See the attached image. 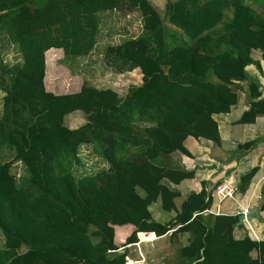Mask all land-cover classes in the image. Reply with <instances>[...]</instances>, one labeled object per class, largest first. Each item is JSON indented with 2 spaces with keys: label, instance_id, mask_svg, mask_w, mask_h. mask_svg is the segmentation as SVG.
Masks as SVG:
<instances>
[{
  "label": "trees",
  "instance_id": "obj_1",
  "mask_svg": "<svg viewBox=\"0 0 264 264\" xmlns=\"http://www.w3.org/2000/svg\"><path fill=\"white\" fill-rule=\"evenodd\" d=\"M261 6L263 16L243 0H166L160 16L147 0H0V37L20 60L0 64L8 80L1 89L0 149L11 153L0 163V264H129L117 250L134 245L138 234L172 230L188 234L178 249L184 264H264V185L254 212L263 240H236L239 217L217 215L208 224L202 213L210 195L202 188L178 201L165 182L176 185L193 173L161 162L174 152L188 156L187 137L218 146L212 116L235 105L234 81L248 82V108L236 124L264 115V98L244 70L259 68L251 50L264 61V0ZM226 9L230 18L223 21ZM113 11L135 12L141 31L106 46L103 62L114 73L138 69L141 84L122 98L85 82L72 92L47 90V69L59 58L88 56L98 14ZM165 24L185 42H174ZM74 112L85 122L68 129L64 118ZM83 145L106 168L76 178ZM16 162L25 176L12 173ZM254 172L240 177V191ZM156 201L174 215L167 223L151 218L148 207Z\"/></svg>",
  "mask_w": 264,
  "mask_h": 264
},
{
  "label": "crops",
  "instance_id": "obj_2",
  "mask_svg": "<svg viewBox=\"0 0 264 264\" xmlns=\"http://www.w3.org/2000/svg\"><path fill=\"white\" fill-rule=\"evenodd\" d=\"M147 1L155 8L157 13L162 16L166 0ZM224 1L227 3V0ZM243 2L255 10L256 13L262 14V10L257 0H243ZM133 15L138 17V31L133 26ZM112 16L114 17V20L112 19ZM229 18L230 9H226L222 20L224 19L227 21ZM115 22L123 35H126L127 33H136V35L132 37L134 38L141 31V21L135 12L127 14H121L119 12L115 13V11L99 13L96 42L89 55L94 53L102 40L110 34L111 29L109 28ZM165 28L168 36L173 39L174 42H177L178 40L184 41L180 31L174 26L165 24ZM250 58L254 62H258L259 68L255 65H248L244 68V70L247 76L257 83L258 91L260 93L259 98L261 99L264 98V61L261 59L260 52L258 50H251ZM122 73L123 74L121 76L126 79H130L131 82L128 83L125 90L120 89L119 87H107L108 89L113 90L120 98L125 96L129 87L141 84V75L138 69ZM210 80L215 82L213 77H210ZM233 83L236 86L235 105L232 106L226 114L212 116V119L217 126L219 137L218 146L212 144L210 141L202 139L195 140L191 137H187L183 142V147L189 154L188 156L179 152H174L166 159H162L161 162L163 164H167L171 168L181 169L185 172H192L193 177L191 179L182 180L176 185L166 182L165 184L169 187V189L179 193L180 198L178 201L185 198V196L189 193H198L203 188V190L208 193L211 198L209 209L202 213L203 219H205L208 224L213 216H234L238 215L240 210L248 209L250 217L248 219L247 226L240 224L239 227H235L232 231L233 238L241 240L247 236L251 240L262 241L263 226L255 217L254 212L259 202L260 188L264 185V115L256 117L254 122L250 124H236V121L239 119L243 111L248 108V82L234 81ZM75 113L76 112L66 116H70V120L68 119V121L72 120V116ZM81 118L80 122L78 123L77 121L74 125L65 124L64 121L63 123L68 129H76L85 122L82 115ZM251 141H256V144L251 149L247 151L238 149V145ZM81 147L90 148L89 145H83ZM97 159L102 161L98 157ZM253 168H255L253 176L250 178L246 186L243 187L244 189L240 191V177L248 173ZM223 183H229L232 186H236L238 193L234 194L232 198L219 200L214 194V189ZM148 211L154 221L162 224L167 223L174 216L172 213L162 211L159 206V201L152 203L148 207ZM172 231L160 237L153 236L152 239L148 240L138 238V241L134 245L124 249H119L116 253H125L129 264H145V262L150 260L155 263L159 262L161 264L164 261V264H170L167 257L169 249L177 247V245H179L178 249L185 246L188 238L187 233H177L175 235H171ZM22 252H24V249L20 251V253Z\"/></svg>",
  "mask_w": 264,
  "mask_h": 264
},
{
  "label": "rangeland",
  "instance_id": "obj_3",
  "mask_svg": "<svg viewBox=\"0 0 264 264\" xmlns=\"http://www.w3.org/2000/svg\"><path fill=\"white\" fill-rule=\"evenodd\" d=\"M257 1L262 10L263 9L261 6L262 0H257ZM261 12L263 14V10ZM256 14L262 16V14L259 13ZM137 18L138 17L136 15L132 16V19L134 21L133 26L138 31L137 27L139 24ZM112 19L114 20V17ZM109 29H111L110 34L104 40H102V42L99 44L95 52L89 55L87 58L83 57V58L64 61V62L61 60V58H59L60 60H57L55 63H53V65H51L46 71L45 85L47 90L56 93L72 92L78 88L81 82H85L88 85L98 89L107 88V87H119L120 89L125 90L126 87L128 86V83H131L130 79H126L125 77H122L121 75L123 73H114L108 67H106V65L103 62L102 54L105 46H108L110 44L111 46L116 45L117 43H120L123 40L132 38L133 36L136 35V33L134 34L127 33L126 35L121 34L119 27L116 25V22L113 25H111ZM15 63L16 64L20 63L17 52L13 47L5 45L4 38L0 37V64L5 68H9L11 65ZM7 82H8L7 78L0 74V86H1L0 115H1V98L4 95L1 89H3L7 85ZM68 119L70 120V116L65 118L64 121L65 124L74 125L77 123V121L79 123L80 120L82 119L81 113L76 112L75 114H73L71 121H68ZM78 158L81 161V165L73 169V174L76 178L82 175H91L97 171L106 168L105 163L97 159V156L92 151L91 147L90 148L80 147L78 150ZM10 159H11L10 151H8V149H3V148L0 149V163L9 161ZM11 171L15 175V177L25 176L23 167L19 162H16L12 165ZM138 237L139 239L141 238L144 240L145 239L148 240V239H152L153 235L138 234ZM178 247L179 245H177V247H173L172 249H169L167 257L169 259L170 264H184L182 258H180L178 254ZM2 249H3V238H1L0 236V250ZM22 249L25 250L24 247H21L18 250V253H20ZM163 262L161 264H164ZM145 264H160V263L159 262L155 263L154 261L150 260L145 262Z\"/></svg>",
  "mask_w": 264,
  "mask_h": 264
},
{
  "label": "built area",
  "instance_id": "obj_4",
  "mask_svg": "<svg viewBox=\"0 0 264 264\" xmlns=\"http://www.w3.org/2000/svg\"><path fill=\"white\" fill-rule=\"evenodd\" d=\"M236 193H238L237 187L232 186L229 183H223L221 185H218L214 189V194L219 200L232 198L233 195ZM237 216L239 217V223L247 226L248 219L250 217V213L248 212V209L240 210Z\"/></svg>",
  "mask_w": 264,
  "mask_h": 264
}]
</instances>
